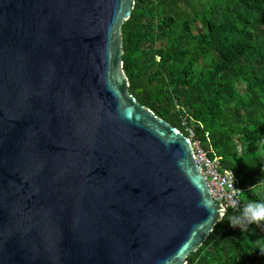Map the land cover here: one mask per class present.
Instances as JSON below:
<instances>
[{"label": "water", "instance_id": "obj_1", "mask_svg": "<svg viewBox=\"0 0 264 264\" xmlns=\"http://www.w3.org/2000/svg\"><path fill=\"white\" fill-rule=\"evenodd\" d=\"M134 0H0V264H187L227 209L123 70Z\"/></svg>", "mask_w": 264, "mask_h": 264}, {"label": "trees", "instance_id": "obj_2", "mask_svg": "<svg viewBox=\"0 0 264 264\" xmlns=\"http://www.w3.org/2000/svg\"><path fill=\"white\" fill-rule=\"evenodd\" d=\"M121 36L130 94L188 136L185 118L235 172L243 206L264 200V0H134ZM242 208L227 209L187 264H264V222L229 223Z\"/></svg>", "mask_w": 264, "mask_h": 264}, {"label": "built area", "instance_id": "obj_3", "mask_svg": "<svg viewBox=\"0 0 264 264\" xmlns=\"http://www.w3.org/2000/svg\"><path fill=\"white\" fill-rule=\"evenodd\" d=\"M181 125L191 140L198 170L206 181L212 199L225 209L240 210L243 207L242 190L236 186L235 172L225 169L219 158H210L199 140L195 139L193 128L182 118Z\"/></svg>", "mask_w": 264, "mask_h": 264}, {"label": "clouds", "instance_id": "obj_4", "mask_svg": "<svg viewBox=\"0 0 264 264\" xmlns=\"http://www.w3.org/2000/svg\"><path fill=\"white\" fill-rule=\"evenodd\" d=\"M261 222H264V200L248 201L244 204L239 215L233 214L229 217V223L234 228L244 229L251 224H260Z\"/></svg>", "mask_w": 264, "mask_h": 264}, {"label": "rangeland", "instance_id": "obj_5", "mask_svg": "<svg viewBox=\"0 0 264 264\" xmlns=\"http://www.w3.org/2000/svg\"><path fill=\"white\" fill-rule=\"evenodd\" d=\"M199 29V27H197ZM197 28H194V31L197 30ZM237 89L239 92H243L244 91V86L242 84H238L237 85Z\"/></svg>", "mask_w": 264, "mask_h": 264}]
</instances>
